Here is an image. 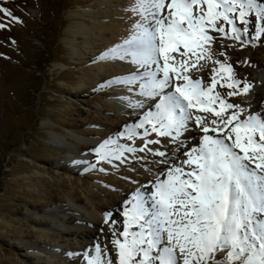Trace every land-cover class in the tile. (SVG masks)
I'll return each instance as SVG.
<instances>
[{
    "label": "rangeland",
    "instance_id": "obj_1",
    "mask_svg": "<svg viewBox=\"0 0 264 264\" xmlns=\"http://www.w3.org/2000/svg\"><path fill=\"white\" fill-rule=\"evenodd\" d=\"M260 2L264 3V0ZM118 3L121 7L126 5L124 0H118ZM0 4L22 20L21 23L8 20L9 27L0 29V264H68L64 256L66 250L76 253L74 256L77 255L79 261L83 253L79 247L84 240L79 230L65 236L54 223L47 235L38 237L30 232L36 228L30 218L48 209L59 212L55 206L58 203H71L75 206L72 211L59 212L63 227L102 229L81 220L85 218L82 215L85 211L79 204L87 210L98 211L101 203V211L113 214L123 211L124 201H130L135 192H139L146 213L155 215L157 205L152 195L155 183L143 175L144 161L132 159L133 154L127 152L124 160L131 161V165L114 158L111 163L97 161L95 152L91 151L109 138L139 149L144 143L143 137L130 140L120 133L126 131V126L142 131L136 126L143 113L150 110L146 106L150 103L140 93L133 94L137 98H130L132 103L127 107L120 103L118 96L123 91V83L111 78L126 76L131 70L121 72L109 65L99 69L98 65L111 48L105 44V38L91 44L84 35L75 39L66 32L73 20L69 13H83L86 8L101 11L107 1L0 0ZM248 19L247 37H251L255 32V13H249ZM0 21H5L2 14ZM236 24L244 27L239 20ZM211 35L215 37L211 44L213 58L231 64L235 78L251 85L247 93L228 97L229 89L221 87L219 81L214 91L229 102L240 104L245 110L241 113L242 118L252 112L264 116V34L255 44L245 43L243 47L240 46L242 41L223 38L215 31H211ZM102 53L105 54L103 57ZM213 66L210 64L202 74H190L194 79L203 77V86H206L211 80L208 72L211 73ZM139 71L143 72V69ZM88 72L92 76L89 77ZM234 90L238 91L235 86ZM154 99L151 97V101ZM134 101H139L140 106ZM215 106L219 107V104ZM135 111L140 118L129 121L130 113ZM208 115L211 120L213 117ZM193 128L189 121L184 132L189 135ZM55 134L66 137L57 142ZM155 135L149 130L150 138ZM199 136H187L188 147H196L200 143ZM63 144L75 150L70 151ZM184 145L182 142L181 147ZM148 154L138 150L134 155L144 157L149 165L153 155ZM183 159L182 154L175 158L177 163ZM121 191L127 195L120 197ZM77 197L80 200L75 201ZM127 207H131V203ZM71 215L72 220L68 219ZM122 217L112 219L118 222L117 231L123 226ZM132 228L136 230V225ZM34 240L49 250L54 242L61 244V248L51 250L54 253L47 250L37 257L29 253L25 243ZM95 240L98 241L94 243L102 245L103 257L111 255L115 259L116 253L112 255L104 243L110 244V241L94 238L89 242L93 245ZM166 242L165 237L158 247ZM155 253L156 249L153 250ZM113 264H116L115 260Z\"/></svg>",
    "mask_w": 264,
    "mask_h": 264
},
{
    "label": "snow or ice",
    "instance_id": "obj_2",
    "mask_svg": "<svg viewBox=\"0 0 264 264\" xmlns=\"http://www.w3.org/2000/svg\"><path fill=\"white\" fill-rule=\"evenodd\" d=\"M130 8L140 19L133 24L134 31L124 45L131 62L142 67L144 78L137 75L127 79L122 75L111 79L139 81V92L155 98V110L141 116L136 127L142 131L126 126V131L120 133L130 140L143 137L139 149L109 138L91 151L97 161L108 163L113 158L122 159L125 152L131 153L132 159L143 160L149 170L147 160L134 154L138 150L154 154L160 159L153 163L164 166V172L155 179L152 193L157 205L155 215L146 213L139 192L124 201L123 230L115 232L112 240L116 264H264V116L252 112L242 118L245 110L240 104L231 103L214 91L218 73L223 74L220 86H227L228 97L247 93L251 85L235 78L231 64L213 59L211 49L215 40L211 31L242 41L241 47L255 44L264 34V3L134 0ZM249 13H255L256 18L251 37H247ZM0 14L5 17L0 29L9 27L8 20L22 22L2 4ZM237 20L243 28L237 26ZM120 50V45L114 46L112 55ZM207 60H212L214 66L210 82L203 86V77L194 79L190 71L199 72L203 67L200 62ZM134 103L140 106L139 101ZM217 103L219 107L215 106ZM201 113L213 118L209 120ZM189 121L202 135L196 147L184 151L180 138ZM149 130L156 139L148 138ZM161 137L173 143L174 151L186 158L177 163L173 157L168 167L166 151L149 147L159 145ZM129 203L131 207H127ZM111 215L104 214L105 222L115 225L118 222L111 220ZM165 237L167 242L158 247ZM95 251L94 256L83 253L87 264H113L111 255L102 256L99 243Z\"/></svg>",
    "mask_w": 264,
    "mask_h": 264
},
{
    "label": "bare ground",
    "instance_id": "obj_3",
    "mask_svg": "<svg viewBox=\"0 0 264 264\" xmlns=\"http://www.w3.org/2000/svg\"><path fill=\"white\" fill-rule=\"evenodd\" d=\"M105 1H107V5L104 6L103 10L101 9V11H99L98 8H97L98 10L86 8L83 10L85 12H89V13H85V12L82 13V12H76V11L69 13L68 16L70 18H72L73 20L66 27V32L68 34L74 35L75 39H79L80 35H82V36L84 35L87 43H91V44L92 43L94 44L95 41H98V40H101L104 38L106 39L105 44L108 46V48L109 47H111V48L109 49V51L106 54L107 57L102 59L100 65H98L99 69H101L105 66L107 67L109 65V66H113L114 68H116L117 71L120 70L121 72H123V71L126 72V71L131 70L128 72V74L131 73V75L130 76L126 75L127 79H135V77L137 75H139L141 78H144L143 72L139 71L142 69V67L139 65L133 64L131 62V58L128 55L127 48L124 45V41L128 40L134 31L133 24L135 23L136 20L140 19L139 15L133 14V12L131 11V8H130V5L132 3H134V0H124L126 3V5L124 7H121L119 5L118 0H105ZM99 4H101V3H99ZM86 14H89V15L86 16ZM86 17L91 18V20L88 19L89 20L88 21ZM104 19H106L108 21H105ZM107 22H109V23H107ZM109 30H110V33L108 32ZM97 35H99V36H97ZM104 35H107V36H104ZM71 44L73 45L74 43L72 42ZM116 45H120L121 50L117 55L114 56V55H112V50H113L114 46H116ZM121 55L125 56V58L120 59ZM90 57H93V56L90 55ZM200 63L203 65V67L201 68V72L200 71L199 72L191 71L190 73H194L197 75L202 74V70L205 71L206 69H208V66L210 64H212L213 61L207 60V61H201ZM208 73L210 74V72H208ZM88 74H89V77L92 76V74L90 72H88ZM222 75L223 74L218 73V82L220 81L219 78ZM122 83H123V86H122L123 91L120 90L121 92H120L118 98H119L120 103H122L124 107H127V105H130L132 103V101L130 102V98H133L134 100H136V98H137V96L133 95V94H139L140 93L138 90L139 81H136L135 83H124V82H122ZM125 97H127L128 99H125ZM143 98L145 99L146 102L150 103V104L146 105V106H148V109H153L155 107V105L151 101V97L143 96ZM149 101H151V102H149ZM202 115H206L207 119L210 120V116L208 114H202ZM128 118H129V121L135 120V119L140 118V115H138V111H135L133 113H130ZM111 127H113V126H111ZM189 131H190V129H189ZM198 134L202 135V133L200 132V129L198 127H194L192 129V131H190L189 135H187V133L183 132L181 134V141L185 142V145H184V147H181L182 146V143H181L180 147L184 151H187L188 150V139L185 140V138L187 136L190 137V136H194V135H198ZM210 134L215 135V133H210ZM65 137H66L65 134L64 135H58V134L54 135V139L57 142L62 141ZM156 138L157 137L155 135L153 140ZM149 139H152V138H150V136H149ZM159 139L161 141V143L159 145L150 144L149 147H154V146L157 147L158 146L161 150H165L166 153L169 155V163H171V160L173 157L176 158L177 155L179 156V154H177L174 151L175 145L171 146L169 144L170 142L166 138L161 137ZM65 145H64V147L69 149L70 151L75 150V148L70 147V146H65ZM148 155H150V156L153 155L152 158L150 159V162H151L149 164L150 170H149V168H146L145 166H143L141 168V170L143 171V175L146 178H148L149 180H153L155 183V179L157 177H161V173H163L162 168H164V166L153 163L154 160L160 159L158 156H154V154H148ZM182 156H183V154H182ZM185 158L186 157H184V159ZM129 159H131L130 156H129ZM122 161H125L124 157L122 158ZM125 162L127 163V165L128 164L131 165V163H132L129 160H127ZM134 167L136 170H138V167L136 165ZM157 168H159V171H157ZM124 195L125 196L127 195L125 191H121L119 194L120 197H123ZM74 200L77 201V200H80V198L77 197ZM70 204L71 203H58L55 206H56L57 210H59V212L64 213V212H69L70 210L72 211L74 209L75 206L70 205ZM99 205L100 206L98 207V211L87 210L86 207L81 206V204H79V207L84 209V211H85V214H82L85 216V218L81 219V220H84L85 223L88 225L94 224L96 227H98V226L102 227V229L96 230L93 228L90 229L88 226H85L83 228L80 226H77L75 228L76 229L75 230L74 228H71L68 226L63 227L62 226V222H63L62 221L63 220L62 215L58 211H54L53 209H48V210L44 211L42 214H38V215H35V216L30 218L31 223L34 226H36V228L34 230H30V232L37 234L38 237H42L44 235H47L50 228H54V226H52V224L55 223L56 225H59L57 227V229L60 232H62L63 235H65V236L74 234V232H76L77 230H79L80 233H82L84 240H83V242L79 248L83 249V253L87 252V253H89V255H93V256L96 255L95 245L97 243H94V242H96L98 240L93 241V245H92L89 242V239H94V238L99 239L100 238L101 240H103L102 238H104L105 240L110 241V244H107V242L105 240H103V241H105L104 243L106 245V248H109V250L111 249V254L115 256L116 252L114 251V246L112 244V240L114 239V233L117 231L116 229L118 227H117V224L110 225V223L105 222L104 214L107 211H101V210H103L102 205H101V203H99ZM120 216L121 217L123 216L122 210L120 212L119 211L113 212L110 219L111 220L113 218L118 219V217H120ZM68 219L72 220V215L69 216ZM122 219H124V216L122 217ZM122 230H123V226L121 228H119L118 231H122ZM25 243L27 244V248L29 250V253L31 255H36L37 257H41L45 252H48V251L52 252L55 250L57 251L58 249L61 248L60 247L61 244H59L58 242H54V244L51 245L50 250L47 249V247L45 245L38 243L35 240L34 241H26ZM73 247L76 248V245ZM64 249L66 250L67 247H64ZM65 252L66 253H64L65 254L64 256H66V259H68V262H69L68 264H87V262L83 256V253H81L82 254L81 258L79 256L80 260L78 261V256L77 255H75L76 257L74 256V254H76V253L73 254L69 250H66ZM52 253H54V252H52ZM114 260L115 259H113V261ZM115 262H116V260H115Z\"/></svg>",
    "mask_w": 264,
    "mask_h": 264
}]
</instances>
